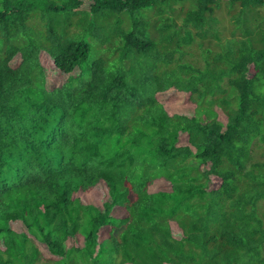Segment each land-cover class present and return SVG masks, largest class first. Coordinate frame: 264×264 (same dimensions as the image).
Wrapping results in <instances>:
<instances>
[{
  "label": "trees",
  "instance_id": "trees-1",
  "mask_svg": "<svg viewBox=\"0 0 264 264\" xmlns=\"http://www.w3.org/2000/svg\"><path fill=\"white\" fill-rule=\"evenodd\" d=\"M0 264H264V0H0Z\"/></svg>",
  "mask_w": 264,
  "mask_h": 264
},
{
  "label": "rangeland",
  "instance_id": "rangeland-1",
  "mask_svg": "<svg viewBox=\"0 0 264 264\" xmlns=\"http://www.w3.org/2000/svg\"><path fill=\"white\" fill-rule=\"evenodd\" d=\"M84 5H88L87 2L83 3ZM76 18V17H73ZM225 37H227V35H224ZM93 45V44H91ZM40 62L41 65L44 68V71L46 73V79H45V85L46 86H52V85H57L60 81H61V76L60 74H58L56 71H54V73H52L50 70H52V66L50 65L49 61H47L44 57L40 56ZM77 73V72H75ZM156 99L165 106V109L167 111L168 114H172V113H184V114H191V109H192V105L188 102L187 100V95H183L180 93H177L175 91H167L164 92L162 94H157L156 95ZM218 119L221 122H224V119L222 118L221 114L218 112ZM179 145H184L185 144V139L182 137L181 140L178 142ZM218 184V181L214 178H212L211 182H210V187L211 188H215ZM97 190V188H96ZM168 190V186L165 183H162L160 180L158 181H154L151 186L148 188L149 192H155V191H166ZM98 195L99 198H103L104 196V189L102 187L98 188ZM89 198L91 197L90 194H88ZM115 215L117 216V212L115 211ZM19 229V228H18ZM171 229L174 233H177V229L175 228V226L173 224H171ZM65 246L68 247L70 246V241L68 240L65 243ZM42 248V247H41ZM42 252V256L45 257V253L43 252V250H41Z\"/></svg>",
  "mask_w": 264,
  "mask_h": 264
}]
</instances>
